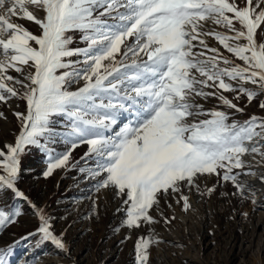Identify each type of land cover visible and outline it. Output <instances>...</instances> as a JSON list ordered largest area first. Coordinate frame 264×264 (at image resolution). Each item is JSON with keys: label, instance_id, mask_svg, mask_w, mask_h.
Wrapping results in <instances>:
<instances>
[{"label": "snow or ice", "instance_id": "6c2138e0", "mask_svg": "<svg viewBox=\"0 0 264 264\" xmlns=\"http://www.w3.org/2000/svg\"><path fill=\"white\" fill-rule=\"evenodd\" d=\"M20 20L34 22L40 33ZM208 22L225 31L208 29ZM76 31L86 47H69ZM197 98H215L226 110L206 109ZM14 99L25 108L13 111L18 130L0 145V200L24 201L38 220L28 237L39 235L61 252L69 251L64 232L18 184L33 148L47 154L48 177L74 167L72 153L87 145L80 161H94L87 173L99 178L97 191L113 190L124 205L122 225L138 233L159 223L152 213L161 198L178 194L187 212L185 190L213 194L215 187H201L207 177L247 199L254 192L244 177L264 184V115L233 117L253 102L264 112V0H0V104ZM123 113L131 119L109 135ZM58 116L68 117L69 147L53 154L46 138L55 135ZM0 119H8L3 111ZM23 214L0 207V229ZM160 217L165 224L175 219ZM165 242L151 228L138 235L136 264H152V249ZM10 251L0 249V264Z\"/></svg>", "mask_w": 264, "mask_h": 264}, {"label": "rangeland", "instance_id": "374dc122", "mask_svg": "<svg viewBox=\"0 0 264 264\" xmlns=\"http://www.w3.org/2000/svg\"><path fill=\"white\" fill-rule=\"evenodd\" d=\"M18 22L34 34L40 33L34 22ZM207 28L225 31L211 22H208ZM70 34L76 39L69 47L87 46L79 39V31ZM208 43L218 46L214 38H208ZM221 50L224 51L222 46ZM11 74L17 75L15 72ZM82 84L83 81L79 85L73 84L70 90ZM225 95L232 98L230 93ZM197 100L206 109L216 107L226 110L215 98ZM239 103L244 106L246 101L242 99ZM10 105L0 104V111L8 117L7 121L0 119V145L12 142L19 127L13 111L25 108L23 101L15 99ZM252 114L264 115L255 102L246 107L244 114L236 113L233 118L243 121ZM129 119L131 116L123 113L119 124L108 134L118 131ZM68 123L67 116H58L52 124L55 135L46 138V142L53 154L62 153L69 147L64 142ZM86 151L87 145L80 146L72 153L70 163L74 167L57 169L48 177L44 176L47 154L42 149L33 148L24 155L19 187L34 203L46 210L54 221L57 233L64 232L63 239L69 251L61 252L51 242H41L39 235L28 237L29 233L36 231L37 217L24 201L15 197L5 198L0 200V207L15 206L24 212L17 223L0 229V249H11L7 264H136L134 241L138 235L148 234L150 228L166 241L152 249V264H264V191L252 189L254 195L250 192L248 198L243 199L232 194L234 188L230 184H217L214 176L207 177L201 187L205 184L215 187L213 194L200 196L185 190L191 203L187 212L183 211L182 203H176L178 194L175 198L169 196L167 200L161 198L159 212L152 213L159 223L145 225L138 233L122 225L124 205L113 190L97 191L99 178H92L87 173L89 167H95L94 161H80ZM80 167L85 168L84 173L80 172ZM259 167L254 165L253 170ZM169 204L171 207H168ZM118 208L121 211H117ZM160 212L175 219L171 224H165ZM126 236H131V239H125Z\"/></svg>", "mask_w": 264, "mask_h": 264}, {"label": "bare ground", "instance_id": "6f19581e", "mask_svg": "<svg viewBox=\"0 0 264 264\" xmlns=\"http://www.w3.org/2000/svg\"><path fill=\"white\" fill-rule=\"evenodd\" d=\"M243 179L246 180L249 184H252L253 189L258 188V189L264 191V184H261L259 181L255 180L253 177H245Z\"/></svg>", "mask_w": 264, "mask_h": 264}]
</instances>
